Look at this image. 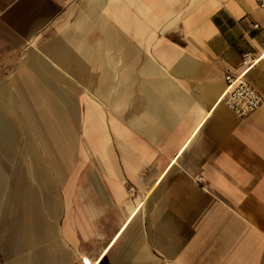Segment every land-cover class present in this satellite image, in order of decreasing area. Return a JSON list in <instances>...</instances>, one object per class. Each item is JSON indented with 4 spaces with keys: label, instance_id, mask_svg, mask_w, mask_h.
<instances>
[{
    "label": "crops",
    "instance_id": "1",
    "mask_svg": "<svg viewBox=\"0 0 264 264\" xmlns=\"http://www.w3.org/2000/svg\"><path fill=\"white\" fill-rule=\"evenodd\" d=\"M261 1L0 0V264H264Z\"/></svg>",
    "mask_w": 264,
    "mask_h": 264
},
{
    "label": "built area",
    "instance_id": "2",
    "mask_svg": "<svg viewBox=\"0 0 264 264\" xmlns=\"http://www.w3.org/2000/svg\"><path fill=\"white\" fill-rule=\"evenodd\" d=\"M259 7L264 9V0L260 2ZM252 29L261 31L262 27L259 23H253ZM261 62H264V34L260 42H256L251 50L243 54L240 73L226 76L227 87L222 103L239 118L249 117L264 103L262 94L246 78V74Z\"/></svg>",
    "mask_w": 264,
    "mask_h": 264
}]
</instances>
